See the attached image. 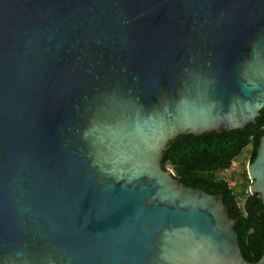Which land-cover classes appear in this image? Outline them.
I'll return each instance as SVG.
<instances>
[{"label":"water","instance_id":"obj_1","mask_svg":"<svg viewBox=\"0 0 264 264\" xmlns=\"http://www.w3.org/2000/svg\"><path fill=\"white\" fill-rule=\"evenodd\" d=\"M263 108L264 0H0V264H264L162 166Z\"/></svg>","mask_w":264,"mask_h":264},{"label":"trees","instance_id":"obj_2","mask_svg":"<svg viewBox=\"0 0 264 264\" xmlns=\"http://www.w3.org/2000/svg\"><path fill=\"white\" fill-rule=\"evenodd\" d=\"M263 135L264 108L255 122L242 129L180 135L168 146L162 160L163 168H171L174 176L185 185L224 195L229 215L236 219L234 229L239 235L242 253L251 262L258 261L264 253V203L257 194L250 192L247 170L238 186L239 191L221 172L229 169L248 147V159L252 162Z\"/></svg>","mask_w":264,"mask_h":264},{"label":"rangeland","instance_id":"obj_3","mask_svg":"<svg viewBox=\"0 0 264 264\" xmlns=\"http://www.w3.org/2000/svg\"><path fill=\"white\" fill-rule=\"evenodd\" d=\"M249 150L250 147L246 148L243 153L233 161L231 167L221 172V175L228 179L232 186L239 191V184L242 182L243 173L247 170V164L249 163ZM243 198L240 199V204L243 203Z\"/></svg>","mask_w":264,"mask_h":264},{"label":"flooded vegetation","instance_id":"obj_4","mask_svg":"<svg viewBox=\"0 0 264 264\" xmlns=\"http://www.w3.org/2000/svg\"><path fill=\"white\" fill-rule=\"evenodd\" d=\"M173 173H174V171H173Z\"/></svg>","mask_w":264,"mask_h":264}]
</instances>
